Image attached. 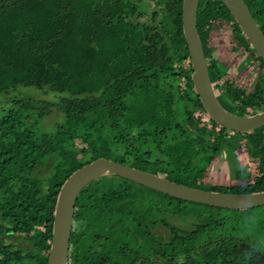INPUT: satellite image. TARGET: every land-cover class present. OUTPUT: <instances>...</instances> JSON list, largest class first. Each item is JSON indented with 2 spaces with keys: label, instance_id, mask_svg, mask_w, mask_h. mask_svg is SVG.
<instances>
[{
  "label": "trees",
  "instance_id": "trees-1",
  "mask_svg": "<svg viewBox=\"0 0 264 264\" xmlns=\"http://www.w3.org/2000/svg\"><path fill=\"white\" fill-rule=\"evenodd\" d=\"M244 1L264 26V0ZM182 7L183 0H0V93L19 85L66 93L57 101L15 99L0 117V264H48L61 187L99 157L219 188L205 185L211 146ZM224 24L257 55L222 0H200L206 57L207 39ZM222 64L213 60L209 69L221 74ZM224 78L211 76L213 83ZM243 108L241 115L251 114ZM54 110L64 121L53 131L38 130ZM261 159L264 164V147ZM261 172L253 185L217 191H264ZM234 211L103 176L77 199L69 264H264L263 248L237 236L236 228L226 231L238 221ZM9 236L24 244L9 243Z\"/></svg>",
  "mask_w": 264,
  "mask_h": 264
},
{
  "label": "water",
  "instance_id": "water-1",
  "mask_svg": "<svg viewBox=\"0 0 264 264\" xmlns=\"http://www.w3.org/2000/svg\"><path fill=\"white\" fill-rule=\"evenodd\" d=\"M222 1L231 11L251 46L264 60V32L248 4L244 0ZM199 3L200 0H183L182 7L183 32L192 61L194 90L206 113L218 125L235 132L258 129L264 125V108L249 115H241L225 107L218 99L198 28ZM107 175L121 176L171 197L210 207L243 210L264 205V191L232 193L201 189L109 158L99 157L73 172L61 187L55 208L48 264H69L77 199L88 184Z\"/></svg>",
  "mask_w": 264,
  "mask_h": 264
},
{
  "label": "flooded vegetation",
  "instance_id": "flooded-vegetation-1",
  "mask_svg": "<svg viewBox=\"0 0 264 264\" xmlns=\"http://www.w3.org/2000/svg\"><path fill=\"white\" fill-rule=\"evenodd\" d=\"M254 18L258 22L262 31L264 32V26L261 25V23L256 19V17ZM223 28H225L226 31L231 34L229 40L231 41V43H233V45L232 47H230V49L232 48L230 52L231 54H233V56L235 55L233 59L234 63L237 62L235 65L233 64V62L227 60L228 55H223L222 59H219L215 56L214 45L217 43L215 37L220 34L219 31ZM217 31L218 32H216L214 36L210 35L207 39V50L208 54H211V56L208 57L207 55L206 58L208 60L209 65L212 63L213 60H218L223 63L222 69L225 68V70L221 74H216V70L212 66L209 69L210 76H213V78H215L216 75L226 76V78L218 79L214 83L220 103L238 114L246 110L245 108H243L244 106L248 109L249 113L251 114L263 109L264 89L262 88V86L260 87L257 83L259 79L261 81V78L264 77V63L261 61L262 58L258 54L253 55L250 51H248V49L245 47L244 41L238 38L233 33L231 27H229L228 24H224V26H222ZM241 53H245L247 57ZM241 55L246 57L245 61H241ZM225 57L226 59H224ZM250 58L252 60H250ZM248 61H251V63H249ZM232 68H234V71L236 72L246 71L245 69H254L257 71V75L254 78L246 76L247 78H244L243 82H241L244 84L240 85L237 79L232 78L234 76L231 75L233 71ZM232 89H239L240 92L238 93H243L246 98H249L252 102H254V105L257 104V108H255L254 110V108H251V105L247 106L245 105L244 101L238 100L236 99V97L231 96L230 92L234 91ZM227 90H229L230 92L228 93ZM237 104L239 105V108L236 107ZM243 115H247V113ZM203 118L206 121L205 138L206 141H208V145L211 146L208 147L211 153L209 154L210 157L205 171V178H207L209 181H212L213 183L207 184H209V186H217L220 190L223 187L228 188L229 190H238L241 189V187L253 185L256 180H259L262 177L261 163H263V160L261 159V157L262 147H264V125L250 132H235L227 128L223 129L221 128L223 126L219 127L220 125L217 127L218 124L214 122V120H212L207 113L206 116H203ZM214 123H216L217 125H215ZM260 130H262V132H260ZM241 133H244L246 135L253 133V135L255 136L256 134L262 133V135H257L256 138H254L256 143L254 145H251V142H253L254 139L251 138L250 142H248L245 137H242ZM218 135H221L220 138L217 137ZM214 143L217 144V147H215V149L214 147H212Z\"/></svg>",
  "mask_w": 264,
  "mask_h": 264
},
{
  "label": "rangeland",
  "instance_id": "rangeland-1",
  "mask_svg": "<svg viewBox=\"0 0 264 264\" xmlns=\"http://www.w3.org/2000/svg\"><path fill=\"white\" fill-rule=\"evenodd\" d=\"M139 6L146 9L145 3L140 2ZM142 11H144V10L142 9ZM140 20H141V23L143 24V26L145 28H148L147 22L144 21L145 19L141 18ZM219 32H220V34L215 37L216 38L215 40H217V43L214 45L215 56L219 59H222L223 55L224 56L228 55L227 60H229L230 62H233L235 55L233 56V54H231V52H230L232 49V48L230 49V47H232V45H233V43H231V41L229 40V37L231 36V34L228 31H226L225 28L221 29ZM225 53H229V54H225ZM241 54H243V53H241ZM243 55L246 56L245 53ZM243 55L240 56L241 61L246 60L247 56L245 57ZM224 59H226V57ZM247 60H248V58H247ZM250 60H252V59L250 58ZM248 62L251 63V61H248ZM236 63L233 62L234 65ZM232 70L234 71V68H232ZM245 70L246 71H242V72L241 71H239V72L234 71V74L232 71V73H231L232 76L234 75L232 78L237 79L240 85L244 84L241 82H243L244 78L245 79L247 78L246 76H248L250 78H254L257 75V71L254 69H245ZM257 83L259 84L260 87L262 86V88L264 89V77L261 78V81L259 79L257 81ZM64 95H66V93L57 92V91H50V90L46 91L45 89L42 90V89H38V88L33 87V86L26 87L23 85H19L14 90H11L9 92L0 93V117L9 108H11L13 106L11 102L15 99H22L25 97L33 96V97H38L41 99L57 101L61 96H64ZM179 118L181 121H183V119H184V117L180 114H179ZM62 121H64V114L62 112H59L58 110H54L50 115L44 117L39 122L37 129L40 131L50 132V131H53L55 129L57 123H60ZM184 122L187 123L186 121H184ZM260 132H262V130H260ZM260 134L262 135V133H259V134H256V136L257 135L260 136ZM241 135H242V137H245V139H247L248 142H250L251 138H253V139L256 138V136L253 135V133H250L248 135L241 133ZM251 143H252L251 145H254L256 143L255 139ZM196 164H199V163H196ZM261 168L262 169L264 168L263 163L261 164ZM106 181H107V179H101L102 183H105ZM189 182H193V181L189 180ZM205 182H206L205 185H208L207 183H213L212 181H209L207 178H205ZM232 213L238 217V221H236V222L233 221L232 223L228 222L229 226H231L232 228H228L226 231L231 232L232 230H234V228H236L234 233H236L237 236L242 237V238H246L247 240H249L255 244H258L261 248L264 249V205L259 206V207H255V208H251V209H243V211H241V210L234 211ZM8 240H9L8 242L12 243V244H24L22 239L19 237H16V236H9Z\"/></svg>",
  "mask_w": 264,
  "mask_h": 264
}]
</instances>
